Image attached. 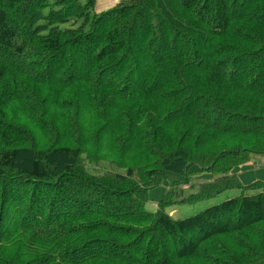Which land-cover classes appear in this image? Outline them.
Listing matches in <instances>:
<instances>
[{"label":"trees","instance_id":"16d2710c","mask_svg":"<svg viewBox=\"0 0 264 264\" xmlns=\"http://www.w3.org/2000/svg\"><path fill=\"white\" fill-rule=\"evenodd\" d=\"M96 3L0 0V264H262L264 0Z\"/></svg>","mask_w":264,"mask_h":264},{"label":"rangeland","instance_id":"374dc122","mask_svg":"<svg viewBox=\"0 0 264 264\" xmlns=\"http://www.w3.org/2000/svg\"><path fill=\"white\" fill-rule=\"evenodd\" d=\"M117 1V0H116ZM115 0H97L95 11L101 12L116 2ZM233 173L237 174L239 178L243 181L244 184H248L254 182L256 180L264 181V156H253L245 163L238 165L234 168ZM210 172H203L197 176H195L196 182L203 181L206 179L211 178ZM185 189H189V185L183 186ZM169 181L164 180L162 184L151 188L149 191L150 201L148 202L147 208L150 210H155L159 200L163 199L167 192L169 191ZM191 192L190 190L186 191L188 194ZM243 192L241 189H229L220 194H217L214 197L201 200V201H194V202H180L176 201L174 203H170L166 207V211L170 213L175 219H183L194 214H197L206 208L220 203L226 199L231 197H235L241 195ZM246 194L250 192H245ZM264 264V262L262 263Z\"/></svg>","mask_w":264,"mask_h":264},{"label":"crops","instance_id":"0c3cea01","mask_svg":"<svg viewBox=\"0 0 264 264\" xmlns=\"http://www.w3.org/2000/svg\"><path fill=\"white\" fill-rule=\"evenodd\" d=\"M249 184V183H248Z\"/></svg>","mask_w":264,"mask_h":264}]
</instances>
